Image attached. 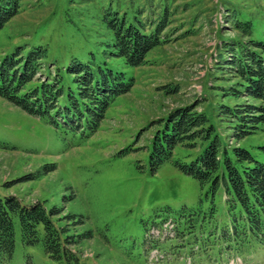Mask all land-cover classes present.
I'll return each instance as SVG.
<instances>
[{
    "label": "rangeland",
    "instance_id": "rangeland-1",
    "mask_svg": "<svg viewBox=\"0 0 264 264\" xmlns=\"http://www.w3.org/2000/svg\"><path fill=\"white\" fill-rule=\"evenodd\" d=\"M110 14L138 18L150 30L165 20L163 43L144 65L131 68L113 56ZM253 42L264 43V0H17L16 14L0 30V60L15 48H41L40 82L60 77L74 89L75 76L67 68L79 60L121 71L133 86L85 141L59 136L0 98V196L62 208L55 219L70 237L91 230V239L69 245L79 264H264V249L238 256L199 242L204 231L174 217L182 207L196 212L206 206L199 203L204 198L198 183L169 163L155 174L147 166L159 121L194 105L228 147L241 146L264 159V124L238 143L231 124L216 117L221 104L246 102L230 95L239 88L230 63L240 57V47L253 49ZM196 153L181 147L174 152L179 158ZM36 173L43 176L35 181ZM69 209L84 216L83 225L65 218ZM9 264L65 263L48 259L41 245L23 246L16 225Z\"/></svg>",
    "mask_w": 264,
    "mask_h": 264
},
{
    "label": "trees",
    "instance_id": "trees-1",
    "mask_svg": "<svg viewBox=\"0 0 264 264\" xmlns=\"http://www.w3.org/2000/svg\"><path fill=\"white\" fill-rule=\"evenodd\" d=\"M0 1L1 30L16 14L17 0ZM106 23L115 37L113 56L131 68L144 65L146 55L163 43L160 34L166 26L164 19L152 30L125 14H110ZM251 46L253 49L240 47V57L230 63L239 79V88L230 95L246 102L221 104L216 116L231 124L228 130L238 143L264 124V43L253 42ZM43 56L41 48H15L5 55L0 60V98L52 127L59 136L81 141L90 138L110 105L133 86V80L121 71L101 65L93 68L79 60L67 68L68 74L75 76L74 89L64 86L60 77L40 82L36 75ZM30 84L33 86L28 87ZM159 124L150 139L149 173L171 164L198 183L204 198L199 203L206 202L196 212L182 207L174 217L187 223L194 221L193 227L204 231L199 242L210 244L219 253L222 249L243 256L247 250L264 249V159L259 160L244 147H228L206 113L196 111V105L172 110ZM178 147L197 153L194 157H175ZM260 149L264 152V146ZM42 176L36 173L32 177L36 181ZM62 212V208L46 207L43 202L26 205L14 196H0V264L12 260L16 225L23 246L41 245L48 259L79 264L76 251L72 252L69 245L79 247L92 238V231L83 229L70 237L67 227L58 225L60 219H55ZM65 218L75 226L84 224V216L76 210L69 209Z\"/></svg>",
    "mask_w": 264,
    "mask_h": 264
}]
</instances>
